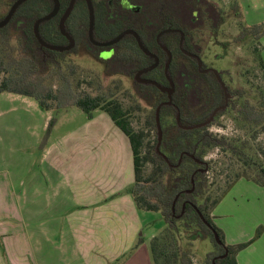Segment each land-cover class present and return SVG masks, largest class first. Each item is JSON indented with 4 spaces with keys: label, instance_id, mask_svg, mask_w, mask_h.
<instances>
[{
    "label": "trees",
    "instance_id": "obj_1",
    "mask_svg": "<svg viewBox=\"0 0 264 264\" xmlns=\"http://www.w3.org/2000/svg\"><path fill=\"white\" fill-rule=\"evenodd\" d=\"M11 1L13 5L17 0ZM60 1L64 5L63 0ZM197 1L181 0L179 5H175L171 0L167 1L165 6L158 4L154 8L132 13L113 10L109 0H94L95 39L107 42L127 29L136 31L145 47L159 59L158 66L146 73L144 78L169 87L168 74L175 84L171 105H163L160 111L163 133L161 142L157 109L169 102L168 93L162 92L155 85L138 83L141 88L139 93L151 102L153 109L144 127L136 130L130 120V111L126 110L113 94L94 95L81 90L79 84L75 85L73 80L76 67L69 64L66 69H62L59 60L72 53V50L59 52L41 47L34 33V25L38 19L52 11V0L25 2L10 23L0 28V41L4 46L10 43L7 36L10 27H14L20 34L16 49L7 53L0 50V94L12 93L32 98L42 110L55 114L49 122L42 148L47 145L50 133L57 123L56 115L71 108L82 110L90 119L97 110L106 112L130 139L134 155L135 182L126 192L133 197L139 210L160 213L166 224L162 234L155 236L149 245L153 264H195L190 250L182 245L183 238L190 244L199 239H209L212 242L214 250L207 255L205 264H238V254L264 233L263 227H260L251 241L230 245L226 243L224 232L214 221L215 208L240 179L264 187V152L263 159L251 162L248 155H243L241 149L227 137L210 130L226 108L232 106V101L227 100L225 90L214 70L204 65L199 67L198 59L202 58L203 47L195 42L193 35L198 27L196 20L200 0ZM208 8L202 13L203 23H206V20L212 22L214 18L217 20L215 24L222 23L223 13L211 6ZM73 16L83 19L82 27L77 31L80 35L71 29V21L67 24V31L77 41L76 48L83 38L91 48L104 49L93 45L89 39L87 5ZM60 17L61 15L42 24L40 34L46 42L64 46L67 39L60 32ZM3 19L0 18V21ZM239 25L241 36L251 35L255 42L261 43L264 37V22L251 28H247L242 22ZM168 29L183 32V43L181 44V34L178 32L166 33L158 41V35ZM163 47L173 56L167 74L169 55ZM110 49L113 50L111 67L116 73L123 70L137 75L139 71L155 63L154 58L140 49L133 35H127ZM261 51H258L254 60L264 72ZM205 70L207 72H204ZM50 80L56 82L51 83ZM258 92V104L254 105L244 99L237 111L245 122L261 127L264 133V87H260ZM231 93L234 96H244L243 89L233 90ZM217 109L220 111L211 124L197 127L209 121ZM214 148L244 156V164L247 167L237 173L236 179L222 192L213 191L209 180L211 169L206 156ZM215 233L219 234L221 244L217 243ZM143 243L144 239L140 237L132 250L114 264H123Z\"/></svg>",
    "mask_w": 264,
    "mask_h": 264
},
{
    "label": "crops",
    "instance_id": "obj_2",
    "mask_svg": "<svg viewBox=\"0 0 264 264\" xmlns=\"http://www.w3.org/2000/svg\"><path fill=\"white\" fill-rule=\"evenodd\" d=\"M261 46L264 59V37ZM0 96L32 100L12 93ZM37 104L29 106L39 110ZM53 113H42L44 127ZM72 114L77 125L56 139L51 136L42 168L31 163L22 172L18 166L11 180L0 182V264H114L140 237L144 243L123 264H153L149 245L157 234L150 229L152 212L139 210L126 192L135 182L130 139L104 111L97 110L91 119L85 114L82 120ZM25 205L28 232L18 226L27 216ZM213 216L227 244L253 239L264 229V187L240 179ZM237 261L264 264V233Z\"/></svg>",
    "mask_w": 264,
    "mask_h": 264
},
{
    "label": "rangeland",
    "instance_id": "obj_3",
    "mask_svg": "<svg viewBox=\"0 0 264 264\" xmlns=\"http://www.w3.org/2000/svg\"><path fill=\"white\" fill-rule=\"evenodd\" d=\"M198 6L196 20L198 27L193 33L194 40L203 47L201 58L203 65L220 73L228 89V101H232V106L226 108L210 130L217 135L227 137L241 149L243 155H248L251 162H258L259 159H263L264 133L261 127L245 122L238 114L237 107L244 99H248L254 105L260 101L258 89L264 87V72L254 58L258 51L262 50V46L261 43L255 42L251 35L241 36L239 24L242 22L247 28H251L253 25L263 23L264 0H200ZM210 6L223 13L222 23L215 24L217 23L215 18L212 22L206 20V23H203L204 14L202 13ZM11 7V0H0V18L6 17ZM7 36L10 38L9 44L4 46V43L0 41V50L6 53L17 48L20 34L14 27H10ZM82 40L78 48L75 47L72 53L59 60L62 69H66L69 64L74 65L76 67L73 75L75 85L79 84L81 90L94 95L113 94L123 107L130 111V120L134 128L136 130L143 128L153 108L151 102L139 93L141 88L135 79L136 74L123 70L116 73L111 67V50L93 49L83 38ZM237 89L244 90L243 97L234 96L231 93ZM9 97L0 96V182L3 178L12 179L18 166V170L22 169V172L24 169L28 171L31 163L34 168H42V152L49 144L51 136L56 139L77 125V115L73 118L72 113L77 112L80 115L79 120L86 117L85 113L78 108H73L71 112L61 111L56 115L57 123L50 133L47 145L42 148L43 140L48 133L49 122L55 114L53 113L44 127L46 116L43 114L46 111L32 106L37 104L36 100L26 102L25 98ZM29 103L32 105L29 106ZM35 145L37 150L34 148ZM206 160L210 162L209 180L213 191L222 192L230 182L236 179L237 173L247 169L244 156L240 157L219 148L211 149ZM19 161H21L20 164ZM24 209L27 216L18 226H23L28 232V205H25ZM151 215L150 229L157 235L162 234L166 224L161 214L152 212ZM5 242L8 247V241L5 240ZM182 245L190 250L195 264H205L207 255L214 250L209 239H199L190 244L183 238ZM48 264L61 263L58 260H49Z\"/></svg>",
    "mask_w": 264,
    "mask_h": 264
},
{
    "label": "water",
    "instance_id": "obj_4",
    "mask_svg": "<svg viewBox=\"0 0 264 264\" xmlns=\"http://www.w3.org/2000/svg\"><path fill=\"white\" fill-rule=\"evenodd\" d=\"M29 0H17L11 7V9L9 10L8 14L6 15V17L0 21V28H4L6 27L10 21L12 20V18L14 17V15L16 14L17 10L25 3ZM54 3H55V7H54V10L48 14L47 16L39 19L36 24H35V27H34V33H35V36L38 40V42L40 43L41 47L42 48H46V49H49V50H52V51H59V52H65V51H71L72 49L75 48V40L69 35V33L66 31V26H65V22L67 20V18L69 17L70 13H71V10L73 8V5L75 3V0H72L71 2V5L67 11V13L62 17L61 21H60V25H59V28H60V32L62 33L63 36H65L69 41H70V44L68 46H59V45H53V44H50L48 42H46L41 34H40V25L41 23L43 22H46V21H49L51 20L52 18H54L58 12H59V9H60V3H59V0H53ZM87 1V4H88V9H89V15H90V25H89V39L91 41V43L97 47H111V46H114L116 45L117 43H119L124 37H126L127 35H133L135 37V39L137 40L138 42V45L140 47V49L148 56L152 57L155 59V63L153 65H151L150 67L146 68V69H143L141 70L140 72H138V74L136 75L135 79L138 83H142V84H151V85H155L156 87H158L162 92H165V93H168V96H169V102H166L164 104H162L158 109H157V123H158V127H159V140L161 142L162 140V129H161V125H160V111H161V108L163 105H171L172 103V97H173V94L175 92V84L173 82V80L168 76V70L170 68V65L172 63V59H173V56L171 54V52L166 48V47H163V49L168 53L169 55V59H168V62H167V65H166V74H167V77L170 81V86L169 87H164L162 86L161 84L157 83L156 81H153V80H150V79H146V78H143L142 75L143 74H146L152 70H154L158 64H159V59L158 57L151 53L146 47L145 45L143 44L142 40H141V37L139 36V34L132 30V29H127L125 31H123L122 33H120L115 39L111 40V41H107V42H99L95 39L94 37V30H95V11H94V6H93V2L92 0H86ZM180 33L181 34V44L183 43V40H184V33L181 32L180 30H173V29H168V30H165V31H162L159 35H158V41L160 40L161 36L166 34V33ZM186 54L192 56V57H195L194 55L188 53L187 51H185ZM199 61V67L201 68L202 65H203V62H202V59L199 58L198 59ZM204 72H207V70H205ZM214 73L218 76V79L220 81V83L222 84L224 90H225V93H226V98L228 100V89L227 87L225 86L223 80L221 79V77L219 76V72L217 70L214 69ZM226 107H222V109H225ZM220 111V109H217L215 111V113L213 114V116L211 117V119L209 121H207L206 123L202 124V125H198L197 127H201V126H206V125H209L211 124V122L214 120L216 114ZM179 120V119H178ZM215 238H216V241L218 244H221V239H220V236L218 233H215Z\"/></svg>",
    "mask_w": 264,
    "mask_h": 264
},
{
    "label": "flooded vegetation",
    "instance_id": "obj_5",
    "mask_svg": "<svg viewBox=\"0 0 264 264\" xmlns=\"http://www.w3.org/2000/svg\"><path fill=\"white\" fill-rule=\"evenodd\" d=\"M53 1V0H52ZM95 1H98V0H95ZM167 1L171 2V0H109V5L110 7L113 9V10H118V11H121V10H126V11H130L132 13H139L147 8H154L155 6H157L158 4H162V6H165V4L167 3ZM180 1L181 0H173L174 4L175 5H179L180 4ZM71 2L72 0H63V3L64 5L61 3V1L59 0V3H60V9H59V12L58 14L54 17H58L59 15H61L60 19H59V25H60V21L62 19V17L67 13L70 5H71ZM93 2V6H94V11H95V24H96V9H95V4H94V0H92ZM53 9L52 11L54 10V7H55V3L53 1ZM87 5V8H88V4H87V1L86 0H75V3L73 5V8L71 10V13L69 15V17L67 18L66 22H65V26H66V31H67V24L69 21L70 22V27L71 29L74 30L75 33H77V35H80L79 31L80 30V27H82V24H83V19L82 18H75V16H73V14L75 12H80L82 11V9H84V6ZM51 11V12H52ZM89 11V9H88ZM50 12V13H51ZM49 13V14H50ZM48 15V14H47ZM46 15V16H47ZM45 17V16H44ZM5 18V17H4ZM43 18V17H42ZM52 18V19H54ZM41 19V18H40ZM51 19V20H52ZM39 20V19H38ZM37 20V21H38ZM36 21V22H37ZM50 21V20H49ZM35 22V24H36ZM48 22V21H46ZM45 22L41 23L44 24ZM40 25V26H41ZM89 25H90V15H89ZM35 27V25H34ZM68 32V31H67ZM69 33V32H68ZM69 35L75 40V47L77 46V41L76 39L69 33ZM65 37V36H64ZM67 39V38H66ZM158 40V39H157ZM70 44V41L67 39V43L66 45L64 46H68ZM112 47V46H111ZM111 47H100V48H104V50H111L112 51V55H113V50L110 49ZM211 70H214L213 68H211ZM140 72V71H139ZM214 72V71H213ZM138 74V73H137ZM144 75H142V77L144 78ZM219 76L221 77L220 73H219ZM218 78V76H217ZM222 79V77H221ZM220 82V81H219ZM222 85V84H221Z\"/></svg>",
    "mask_w": 264,
    "mask_h": 264
}]
</instances>
